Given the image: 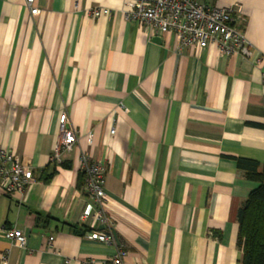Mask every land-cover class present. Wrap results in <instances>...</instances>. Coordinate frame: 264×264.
<instances>
[{"label": "crops", "instance_id": "0c3cea01", "mask_svg": "<svg viewBox=\"0 0 264 264\" xmlns=\"http://www.w3.org/2000/svg\"><path fill=\"white\" fill-rule=\"evenodd\" d=\"M213 3L240 7L252 58L179 48L173 33L125 18L123 0H35V14L0 0V147L34 178L0 190V264H110L114 245L77 232L100 228L80 219L81 153L105 164L121 264H240L237 211L259 184L235 158L264 171V0ZM62 113L78 138L55 166ZM5 227L26 234L23 248Z\"/></svg>", "mask_w": 264, "mask_h": 264}, {"label": "built area", "instance_id": "2783aa9c", "mask_svg": "<svg viewBox=\"0 0 264 264\" xmlns=\"http://www.w3.org/2000/svg\"><path fill=\"white\" fill-rule=\"evenodd\" d=\"M35 0H24L31 14L37 13ZM215 0H123L122 11L125 18L144 26L153 34L173 33L178 41V47L205 48L215 44L222 55L238 54L250 59L254 49L243 32L236 27L233 9L239 15V6H219ZM105 10L95 8L92 16H99ZM259 63V58L254 59ZM59 137L49 158L55 166L62 163L61 153L70 151L78 138L77 131L69 124L68 116H59ZM109 132L112 134L114 129ZM90 142V141H89ZM80 168L84 175L83 190L88 197L80 214L81 221H97L100 228H91L85 234L100 242L115 246V252L110 264H121L127 252L116 243L113 234V221L107 216L104 208L106 200L105 164L92 159L88 154L81 153ZM34 181L32 166L23 162L12 150L0 147V190L7 195L21 193ZM2 233L12 244L23 248L26 244V234L18 228H2ZM52 237L49 238L50 243ZM2 262L6 256L2 255ZM83 264H88L84 262Z\"/></svg>", "mask_w": 264, "mask_h": 264}, {"label": "trees", "instance_id": "16d2710c", "mask_svg": "<svg viewBox=\"0 0 264 264\" xmlns=\"http://www.w3.org/2000/svg\"><path fill=\"white\" fill-rule=\"evenodd\" d=\"M263 127L258 123H251ZM236 167L246 179L258 182L237 211L236 244L241 249L240 264H264V171H259V164L251 159L235 158ZM46 170V169H44ZM54 171L42 179L48 181ZM90 229L81 228L79 233Z\"/></svg>", "mask_w": 264, "mask_h": 264}, {"label": "water", "instance_id": "95a60500", "mask_svg": "<svg viewBox=\"0 0 264 264\" xmlns=\"http://www.w3.org/2000/svg\"><path fill=\"white\" fill-rule=\"evenodd\" d=\"M157 39V37H155Z\"/></svg>", "mask_w": 264, "mask_h": 264}]
</instances>
